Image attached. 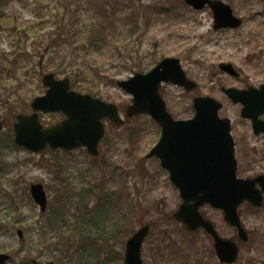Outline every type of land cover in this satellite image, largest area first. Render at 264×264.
<instances>
[{"label":"rangeland","instance_id":"rangeland-1","mask_svg":"<svg viewBox=\"0 0 264 264\" xmlns=\"http://www.w3.org/2000/svg\"><path fill=\"white\" fill-rule=\"evenodd\" d=\"M60 1L0 0V122L4 125L0 133V193L17 191L12 203L0 197V253L13 256L10 264H30L34 259L42 263L54 261L39 242L37 222L43 217L29 191L31 184L42 183L49 198L46 218L67 216L74 221L80 218L78 210L85 217L88 210L92 213L99 206L107 208L109 215L100 225L73 234L72 243L85 246L87 253L89 248L93 249L88 255L102 245L94 244L99 239L114 246L116 264L119 254H125L132 234L150 225L142 249L144 264H221L207 233L189 232L176 220L175 214L183 203L179 190L157 158H146L161 139V127L148 115L127 117L132 96L120 89L118 82L136 72L130 56H135L136 62L139 60L143 65L140 72L145 74L165 59H179L187 77L198 88L187 92L177 85L164 84L160 92L168 112L175 120H190L195 116L196 97L219 101L223 106L220 116L231 120L238 177L254 179L264 175V134H254L252 121L242 116L243 106L223 92L224 88L247 90L264 86V0H220L231 6L242 25L219 30L214 29V13L209 6L195 10L185 0H125L124 16L117 15L115 23L133 28L129 16L139 8L144 15L140 29L99 55L89 57L87 80L73 88L116 104L126 120L122 127L106 121L99 157L84 148L35 155L14 143L17 116L32 114L31 103L46 93L44 75L54 72L39 46L41 36L53 32L56 16L63 14ZM75 1L68 0L73 3L72 10ZM95 13V8L83 11L82 28L72 29L77 31L76 46L85 40L83 26L92 25ZM222 64L233 65L240 76L224 72ZM84 67L73 69L79 72ZM64 118L59 113L40 114L46 127L55 126ZM260 118L264 120V115ZM201 212L214 223L221 237L238 245L240 253L235 264H264V204L255 208L244 202L239 208L248 242L239 239L237 229L226 222L223 211L207 205ZM18 231H23L22 239ZM59 234L47 235V242L53 241L54 248L71 235L69 231L66 236ZM84 235L87 237L83 238ZM82 252L83 257L79 254L73 260L54 262L89 264V256Z\"/></svg>","mask_w":264,"mask_h":264},{"label":"water","instance_id":"water-1","mask_svg":"<svg viewBox=\"0 0 264 264\" xmlns=\"http://www.w3.org/2000/svg\"><path fill=\"white\" fill-rule=\"evenodd\" d=\"M185 1L195 10H203L209 5L214 11L216 30L235 29L242 24L232 8L222 1ZM221 69L234 77L239 76L231 64H223ZM164 83L183 87L187 92L198 88L197 83L187 78L179 59H165L147 74L138 73L118 82V87L133 97L132 105L127 108V117L146 114L161 126V139L147 159L158 158L180 192L183 204L175 214L177 221L190 232L203 229L213 239L221 263L234 264L239 256L237 244L221 237L213 222L202 215L201 208L210 205L222 210L226 222L238 229L240 240L248 242L249 236L241 224L238 211L244 202L262 207L264 175L254 179L238 178L231 120L220 117V102L211 97H196L194 118L175 120L167 111L160 93ZM43 85L48 91L32 102L33 114L19 115L14 124L15 144L19 147L37 155L47 149L70 151L84 147L91 155L99 156V144L106 133L105 120L118 127L125 124L117 105L72 91L68 78L57 80L54 74H47ZM223 91L235 104L243 105L242 115L252 120L255 135L264 133V121L260 119L264 115V86L260 89L230 88ZM59 112L67 117L60 124L46 128L40 122L39 113ZM2 129L3 124L0 123V133ZM30 193L41 212H45L48 208L45 186L32 184ZM149 232L150 226L146 225L128 239L124 264H143L142 248ZM19 235L23 237L21 231ZM11 259V255L0 253V264H8ZM31 264L42 263L33 260Z\"/></svg>","mask_w":264,"mask_h":264},{"label":"trees","instance_id":"trees-1","mask_svg":"<svg viewBox=\"0 0 264 264\" xmlns=\"http://www.w3.org/2000/svg\"><path fill=\"white\" fill-rule=\"evenodd\" d=\"M124 1L125 0H76L74 10L71 9L70 5L73 3H69L68 0L60 1L61 4H59V7L63 10V14L62 16H56V29L53 32L49 31L46 35L41 36L39 47L42 57L49 59L50 69L53 70L56 75L69 77L74 89L79 88V84L82 81H86L88 78L86 77V66L90 63L89 57L99 55L106 47L122 42L126 37L134 35L140 29L141 19L144 15L142 16L138 11L139 8H137V11H133L134 15L129 16L130 22L133 23V28L127 27V25L122 27L123 24H121V22L115 23V17H117V15H122V18L125 9H127L126 6L122 4ZM93 8L96 10L94 15L96 18H94L91 26H83L86 29L87 36L82 43L80 40V43L76 46L77 31L75 30V32L72 29H74L75 26L81 29L82 12L89 11ZM124 33H126V36H124ZM130 58L131 61L135 63L133 66L136 71L135 73L140 72L143 65L140 64L139 60L136 62L135 56H130ZM82 65H85L83 71H74V67L78 66L80 69ZM2 191L0 197H5L10 203L15 201L17 197L15 192L17 191ZM76 213L80 218L78 217L74 221H71L67 216L56 215L46 218L47 216L42 214L43 219L37 222L40 224L38 230L39 242L46 248L48 253L52 255V259L56 262H60L65 258L73 260L75 259L74 257L79 254L83 257V250L85 254L88 255L93 249L89 248L87 253L85 246L72 243L71 241L74 240L72 238L74 236L73 234L81 230L87 231L88 226L100 225L106 216L109 215L107 208L102 206L95 208L92 213L91 210H88L87 216L85 217H83L84 214L82 211L78 210ZM91 214L94 215V218L90 217ZM1 229L0 225V230ZM68 231L71 235L65 242L57 244L55 248L53 247V241L47 242V235H58L62 233L61 236H66L65 232ZM82 237L86 238L87 235ZM51 239L53 238L51 237ZM97 243L102 245L96 248L95 253H91V255H88L89 257H86L90 262L89 264H115L114 246L101 243L99 239L94 242L96 245ZM54 253H58L60 256H55L53 255ZM41 256L46 255L42 253ZM119 256L118 260H116L118 263L116 264H123L124 255L120 253Z\"/></svg>","mask_w":264,"mask_h":264}]
</instances>
